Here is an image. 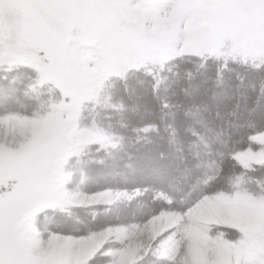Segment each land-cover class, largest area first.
<instances>
[{
    "label": "snow or ice",
    "instance_id": "snow-or-ice-1",
    "mask_svg": "<svg viewBox=\"0 0 264 264\" xmlns=\"http://www.w3.org/2000/svg\"><path fill=\"white\" fill-rule=\"evenodd\" d=\"M181 63L197 69L187 71L189 84L209 64L218 86L225 71L234 72L239 85L248 77L264 80V0H0V264H98L102 257L105 264H198L191 254L192 214L206 203L227 202L246 185L240 176L214 183L223 174L220 165L209 174L214 161L205 158L223 157L231 143L216 130L219 105L214 113L208 106L201 111L179 80L173 83L183 99L176 92V103L160 97L168 81L163 73ZM133 77L150 82L160 116L131 131L138 141L149 139L169 115L168 143L186 145L198 175L180 207H174L176 197L157 191L152 202L166 207L142 219L133 212L123 223L93 227L76 220L69 226L71 208L131 203L149 190L147 184L132 192L71 187L72 165L83 163L84 155L124 150L123 133L107 134L83 121L89 106L125 111L123 100L112 103L104 93L109 84ZM260 92L264 96V86ZM238 109L228 116L238 117ZM227 155L237 166L238 154ZM257 168L264 170V163L251 170ZM247 191L264 204V190ZM196 226L208 242L204 264H264V249L245 254L254 246L247 230ZM218 245L241 254L218 262Z\"/></svg>",
    "mask_w": 264,
    "mask_h": 264
},
{
    "label": "rangeland",
    "instance_id": "rangeland-1",
    "mask_svg": "<svg viewBox=\"0 0 264 264\" xmlns=\"http://www.w3.org/2000/svg\"><path fill=\"white\" fill-rule=\"evenodd\" d=\"M253 55H259V53H253ZM169 68L171 69L170 71L166 70L163 73L164 76L168 77V81L166 84L161 85L159 93L170 103H176L177 100L173 96V92L179 93L181 99L184 98L185 94L180 93L179 88L173 82L180 80V77L184 75L187 78V73L182 74L185 68L191 69L193 72H195L196 68L186 63H181L179 66H175V64L169 65ZM236 71L241 75L247 76V72L244 69L237 68ZM199 72L200 75L194 83L189 84L188 81L184 83V79L180 86L184 85L183 87H186L188 85L186 87L188 89L187 95L192 97L195 103L199 104L201 111L208 106L214 113L217 105H219L221 114L219 122L221 126H218L216 130L223 133L222 139L231 138V143L224 150L226 154L222 158L214 156L206 159L208 162L214 161L213 169L209 174L215 175V165H220L223 169V174L214 183H225L229 179L228 177H242L241 172L243 171L239 165H245L250 169L246 171L247 174H252L242 177L244 184L255 185L257 179H254V177L264 176V170H259L258 168L251 170L255 165L264 163V140L258 139L264 134V96L260 92L261 87L264 86V80L248 77L244 80L243 85H239L235 79V73L225 71L223 73V83L218 86L214 66L209 64L200 69ZM205 78L207 83H202ZM139 79L141 77L130 78L126 84L122 81H115L105 89L104 95L110 98L112 103L123 100L125 111L116 112L103 107L89 106L84 113L85 119L83 123L92 126L93 122H95L100 130L111 134L113 129L121 128L122 126L126 128V121L136 125L149 122L150 119L159 122L160 112L156 110L155 102H151V95L150 98H147L143 92L142 84L138 82ZM253 84L255 85V90L252 88ZM166 88H168V91L165 90ZM24 103L26 101L21 97L20 104L23 105ZM131 104L135 105L132 106ZM236 105H239L238 117L228 116V111L233 110ZM190 106V102L184 105L185 108ZM129 107L133 110L137 109L135 110L136 112L134 113L133 111L134 114L130 115ZM176 111H183V109H177ZM170 122L171 117L166 114L164 124H161L160 127L165 134L167 133L164 130V126ZM151 135L152 137L150 138H154V133ZM142 140L147 141L145 139ZM137 142L135 143V139L128 140L126 137L124 147L126 149L123 151L108 154L105 151L97 152L93 150L84 155L82 158L83 163L72 165L75 171L71 184L72 189L77 192L92 193L111 187L127 189L132 192L137 187L143 189L144 184L142 183H147L149 192L147 191L138 197L149 198L152 196L153 198L157 191H163L179 200L184 195H178L179 189H173L174 184L171 186L169 184L171 177L174 178V174L170 177L166 175L167 168L163 169V165L152 168L148 165L151 163L150 161L155 160L154 155L165 154L164 147L160 144L164 141L156 137L148 146L153 148H148V151L145 152L138 149ZM231 152L238 154V161L235 162L237 166H234L233 160L229 159L227 155V153ZM101 160L104 163H99ZM90 161H96L97 163L89 164ZM118 164L123 168L120 172L117 171ZM133 179L135 180L134 182ZM185 180L186 178L180 182L184 184ZM133 183L137 184L135 188H132L131 184ZM170 188L173 189L176 195L168 192ZM253 192L256 191L253 190ZM180 206L179 202L175 205V207ZM133 212L136 214V219H142L149 213L143 203L130 206L128 201L122 200L111 206L71 208L67 211L66 216L69 218V226L79 220L85 224H92L93 227H101L106 224L127 222L132 218ZM94 219L95 223L93 224ZM191 221V254L193 260L198 262V264H204L208 247L205 235L196 226L199 224H213V227H215V224L219 223L228 224L235 228H243L252 236L254 245L245 254H250L257 249H264V204H261L259 199L245 188H242L238 195L227 202H209L199 207L192 214ZM157 228H159V225H157ZM135 239L142 240L144 237L137 235ZM112 246L114 247L115 245ZM214 252L218 262L230 256H239L241 254L240 250L219 245L214 248ZM106 259V257H102L98 264H105Z\"/></svg>",
    "mask_w": 264,
    "mask_h": 264
},
{
    "label": "trees",
    "instance_id": "trees-1",
    "mask_svg": "<svg viewBox=\"0 0 264 264\" xmlns=\"http://www.w3.org/2000/svg\"><path fill=\"white\" fill-rule=\"evenodd\" d=\"M186 64H189V63H186ZM183 71L184 72L182 74H186L188 71V68L187 69L185 68ZM196 71H197V69L195 70V72ZM141 79H144V78L141 77ZM183 80H184V83H185V81H188L187 78H185V75L180 77V80H179L180 85H182ZM149 85H150L149 81H145V83L142 84V89L144 90L143 92L145 93V90L146 89L148 90L147 95H146L147 98H150V95H151ZM183 86H181V87H183ZM186 87H188V85ZM159 95L162 99H164L162 97L161 93H159ZM131 105L134 106L135 104H131ZM135 110H137V109H135ZM133 111L134 110L131 107H129L130 115L134 114L136 112V111H134V113H133ZM150 121H152V120L150 119ZM133 126H136V124H132V122L126 121V128L122 126L121 128L113 129V132L123 133L124 136L127 137L128 140L135 139V143H136L137 142L136 134L131 132V130L128 131V129H131ZM127 132H131V133H127ZM150 137H152V135ZM156 137H159L161 139V141H164L160 144L163 145L165 154L162 153L159 156L154 155L155 160L150 161L151 163H149L148 165L150 168L158 167L159 165H163L162 166L163 169L167 168V170L165 172L166 175H168L170 177V176H172V174H174V178L171 177V180L169 182L170 186L174 184L173 189H177V190L179 189L178 195H184L185 196L188 192L189 187L193 184L194 180L196 179V175L198 174L193 170V165L195 163H197V161L192 159V157L190 156V154L187 151L186 145H183V146L179 145V144L172 145V144L168 143V139H169L168 134H165L161 128H160L159 134L154 133V138L145 139L147 141H143L142 139H140L137 142L138 149L141 150L142 152H145V151H148V148H153V147H148V146H150L151 141L153 139H155ZM150 150H152V149H150ZM153 151H154V149H153ZM219 158H222V157L219 156ZM205 159H208V158L206 157ZM122 170H123V168L121 167V165L118 164L117 171L120 172ZM241 173H242V177H244L245 175L248 176V175L252 174V173L247 174L246 171H243ZM185 178H186V180L184 181V184H182L180 181H183ZM228 178L232 179V181H235V178H233V177H228ZM254 179H257L256 184L252 185V184L247 183V184H245L246 185L245 189H251V190L253 189L256 192L264 190V180H263L264 176L263 177L262 176H256V177H254ZM134 181L135 180L133 179V182ZM142 184L145 185L147 183H142ZM131 185H132V188H135V186H137V184H135V183H133ZM173 189L170 188V191H168V192H171L172 194L176 195V193L173 191ZM152 201H153L152 196L149 198H145L144 196H142V198L137 197L136 199L132 200L131 203H129V202L128 203L130 204V206H135V205H138L140 203H143L147 212H150L151 210H157L158 208L166 207L160 201H157L156 203H153ZM178 202H179V200H177V203Z\"/></svg>",
    "mask_w": 264,
    "mask_h": 264
}]
</instances>
